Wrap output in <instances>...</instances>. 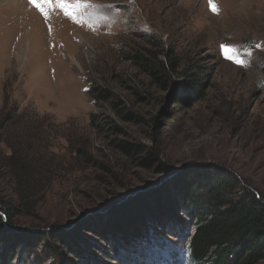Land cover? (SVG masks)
<instances>
[{"label":"rangeland","instance_id":"374dc122","mask_svg":"<svg viewBox=\"0 0 264 264\" xmlns=\"http://www.w3.org/2000/svg\"><path fill=\"white\" fill-rule=\"evenodd\" d=\"M80 2L89 6L74 22L55 6H44L45 18L29 0H0V107L9 93L64 126L46 155L47 192L34 210L0 222V264H195L179 196L184 171H231L264 199V0H211L218 13L210 0ZM144 50L178 60L166 91L128 59ZM188 65L209 76L190 103L179 74ZM97 87L141 121L95 104ZM114 138L144 151L126 155ZM77 148L87 156L74 157Z\"/></svg>","mask_w":264,"mask_h":264},{"label":"trees","instance_id":"16d2710c","mask_svg":"<svg viewBox=\"0 0 264 264\" xmlns=\"http://www.w3.org/2000/svg\"><path fill=\"white\" fill-rule=\"evenodd\" d=\"M149 38H146V40ZM147 40V41H148ZM155 49L154 44L150 45ZM160 56L162 58H160ZM128 59L149 79L166 91L177 75L180 64L168 52L134 51ZM179 74L184 78L182 91L187 102L193 96L202 97L208 75L205 71L192 72L189 65ZM89 96L95 104L107 103L122 114V102L115 93L104 88H92ZM181 102L177 96L175 104ZM129 122L141 121L136 114H122ZM95 116L89 126L95 128ZM155 120V119H154ZM155 127L158 122L154 121ZM64 127L51 116L39 115L34 110L19 107L5 93L0 107V185L14 195L8 198L0 192V222L11 219L19 211L34 210L53 182L50 169V140ZM116 131H119L117 128ZM111 146L124 154H142L143 146L112 139ZM4 146L8 153H4ZM74 157L87 156L83 149L73 151ZM52 157V152L49 155ZM47 158V159H46ZM146 161L151 162L150 158ZM179 185L182 213L193 232L189 239V258L195 264H264V199L256 191L242 185L240 177L222 169H189ZM13 202V203H10ZM4 258V257H3ZM4 262V260L2 261Z\"/></svg>","mask_w":264,"mask_h":264},{"label":"snow or ice","instance_id":"6c2138e0","mask_svg":"<svg viewBox=\"0 0 264 264\" xmlns=\"http://www.w3.org/2000/svg\"><path fill=\"white\" fill-rule=\"evenodd\" d=\"M29 3L32 4L36 9H38L42 15L47 18V12L45 11V5L51 7L55 6L58 7L61 11L64 12L66 16L69 18H72L74 22H78V17L76 13L80 12L83 8L88 7L89 5L87 4H82L80 0H77V2L74 5H69L63 0H29ZM210 7L214 13H218L219 9L216 7L214 3L211 2L210 0ZM222 52L225 54L226 58L232 59L233 62L239 64V65H244V61L234 57L231 55L235 50L230 49L228 46L222 45L221 46Z\"/></svg>","mask_w":264,"mask_h":264}]
</instances>
